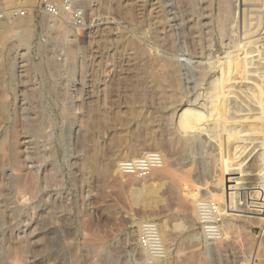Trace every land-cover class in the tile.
Wrapping results in <instances>:
<instances>
[{
	"label": "rangeland",
	"instance_id": "rangeland-1",
	"mask_svg": "<svg viewBox=\"0 0 264 264\" xmlns=\"http://www.w3.org/2000/svg\"><path fill=\"white\" fill-rule=\"evenodd\" d=\"M27 1L0 22V264H149L140 221L167 225L163 264H264V0H84L81 29ZM133 148L170 175L110 166ZM206 199L226 209L211 247Z\"/></svg>",
	"mask_w": 264,
	"mask_h": 264
},
{
	"label": "built area",
	"instance_id": "built-area-1",
	"mask_svg": "<svg viewBox=\"0 0 264 264\" xmlns=\"http://www.w3.org/2000/svg\"><path fill=\"white\" fill-rule=\"evenodd\" d=\"M84 0H43L39 5V11L47 18H61L65 15L69 19L71 27L81 29L84 27L83 9ZM34 8L27 0H19L12 6H6L0 0V22H12L17 19H25ZM161 156L157 153H149L145 157L122 162L120 171L123 175L136 176L140 179L148 177L150 172L161 165ZM197 221L199 232L197 239L206 247H211L222 238L224 215L216 204L209 201H200L198 204ZM136 242L138 248L155 258L164 255V244L159 236L155 222L149 221L141 225L137 231Z\"/></svg>",
	"mask_w": 264,
	"mask_h": 264
},
{
	"label": "bare ground",
	"instance_id": "bare-ground-1",
	"mask_svg": "<svg viewBox=\"0 0 264 264\" xmlns=\"http://www.w3.org/2000/svg\"><path fill=\"white\" fill-rule=\"evenodd\" d=\"M4 1V0H3ZM4 4L6 5V6H12V5H10L9 3H7V2H5L4 1ZM226 4H227V0H223V6L224 7H226ZM248 15H246V14H241L238 18H237V21H236V23H237V26H238V29L240 30V31H243L244 30V28H245V24H246V21H247V19H248V17H247ZM53 19H51V22L53 23ZM28 33L29 32H27L26 30L25 31H23V36H22V40H21V42L20 43H22V44H26L27 43V40H29L28 39ZM68 32L66 31L64 34H67ZM30 34V33H29ZM63 36V35H62ZM66 36V35H65ZM67 37V36H66ZM28 49V48H27ZM65 57V56H64ZM71 60V59H70ZM244 61V60H243ZM242 64H243V62H242ZM244 64H246V62H244ZM244 66V65H243ZM245 67V66H244ZM132 117V116H131ZM134 117H136V116H134ZM178 117V116H177ZM178 121V120H177ZM176 121V122H177ZM142 124V123H141ZM176 124V123H175ZM146 126V125H145ZM143 127H144V125H143ZM177 128V127H176ZM32 129V128H31ZM178 129H180L179 131V136L180 135H182V137H183V133L181 132V129H182V127H181V125L179 126L178 125V128H177V130ZM34 132V131H33ZM182 137H181V139H182ZM179 139V138H178ZM184 139V138H183ZM151 141L155 144V141L154 140H152L151 139ZM131 143H132V145L133 144H135V143H137V142H134V140H132L131 141ZM178 142H176V144H177ZM185 143V142H184ZM130 145V144H129ZM184 146V145H183ZM129 147H131V146H129ZM138 148V147H137ZM134 149V152H130V153H126L125 154V152H124V155L122 156V157H120V158H118V160L117 159H115L114 158V160H112L111 161V165L110 166H112V165H116V171H119L118 173H121V171H120V164H121V162H128V161H132V160H135V158L137 157V156H141V157H145V156H147V154H149V153H144L143 152V150H140V149ZM151 148H152V146H151ZM129 149V148H128ZM127 150V149H126ZM123 154V153H122ZM157 154H159V153H157ZM181 154V153H180ZM121 155V154H120ZM160 156H161V165L158 167V168H155V169H153L151 172H150V174L148 175V177H146V178H144V179H147V178H149V176L151 177L154 173H157V172H160L159 170L160 169H164V170H162V174L164 175V176H169L170 175V171H168V170H166V162L164 161V158H163V156L161 155V154H159ZM118 156V155H117ZM137 159V158H136ZM97 161V160H96ZM89 165H90V167L92 168V167H94V161L93 160H91L90 162H89ZM97 167V166H96ZM90 169V168H89ZM90 171V170H89ZM156 171V172H155ZM125 176H127V175H125ZM195 176V175H194ZM132 177H136V176H132ZM136 178H138V177H136ZM138 179H140V178H138ZM144 179H141V180H144ZM34 184V183H33ZM153 191H154V189H153V187H152V184H150V185H148V186H146V185H144V184H142L141 185V187H140V189L134 194V197H133V201L135 202V203H137V204H142V205H144L145 207H146V209H149V208H147V207H152L151 205H150V201L153 199V197H154V195H153ZM212 193H214V192H212ZM207 194H209V193H207ZM216 196V194L214 193V194H212L211 196H210V198H212V200H213V198ZM237 197V196H236ZM235 197V198H236ZM206 198V197H205ZM216 198V197H215ZM215 200V199H214ZM217 200V199H216ZM215 200V201H216ZM201 201H204V200H201ZM206 201H208L207 199H206ZM218 201V200H217ZM199 202L200 201H197L196 202V217H197V211H198V204H199ZM210 202V201H209ZM215 204V203H214ZM144 207V208H145ZM218 207V206H217ZM154 208V207H153ZM225 208V207H224ZM8 209V208H7ZM150 209H152V208H150ZM218 209H219V207H218ZM223 209V208H222ZM228 209V208H227ZM12 210V209H11ZM153 210V209H152ZM2 211V210H1ZM148 211V210H147ZM219 211H225L226 212V209H224V210H220L219 209ZM225 214V213H224ZM154 215V214H153ZM149 216V215H148ZM193 216H194V214H193ZM144 217V216H143ZM151 218V217H150ZM143 219V218H142ZM133 221H134V219H133ZM138 221V220H137ZM137 223V222H136ZM143 223H145L144 221H140V222H138L137 223V228L139 229L140 227H141V225L143 224ZM231 224V223H230ZM229 224V225H230ZM181 225L182 224H180V221H179V226H177L178 228H181ZM223 223H222V228H223ZM228 225V226H229ZM156 226H157V228H158V232H159V236H160V238L162 239V242H163V244H164V250H165V252H164V255H163V257H162V259L161 258H155V257H152L151 255H149L148 253H146V252H143V255H144V258H145V260L147 261V263H149V264H163L164 263V261H165V259L169 256V254H170V248L168 247L169 245L167 244V234H168V228H167V225L164 223V222H162L161 221V223H156ZM170 228V227H169ZM183 228V227H182ZM172 230H174L173 229V227H172ZM229 230V229H228ZM227 230V231H228ZM225 232H226V230L224 231L223 230V236H222V238L220 239V241H225V240H227V239H229L226 235H225ZM134 233H136V232H132V234L134 235ZM231 233V232H230ZM197 234V233H196ZM136 235V234H135ZM230 235V234H229ZM136 237V236H135ZM172 237V236H171ZM197 237V236H196ZM52 239V238H51ZM168 245V246H167ZM171 247V246H170ZM139 249V248H138ZM140 250V249H139ZM50 257V256H49ZM169 258V257H168ZM167 258V259H168ZM35 261L36 262H40L41 261V258L39 257V258H37V259H35ZM49 264H60L59 262H58V260L54 257V258H52V260L50 261V263Z\"/></svg>",
	"mask_w": 264,
	"mask_h": 264
}]
</instances>
